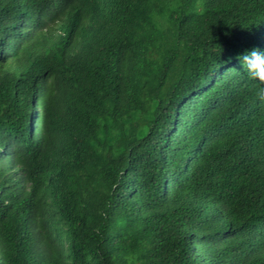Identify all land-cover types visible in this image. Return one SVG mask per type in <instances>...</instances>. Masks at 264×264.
Returning <instances> with one entry per match:
<instances>
[{
    "label": "trees",
    "instance_id": "1",
    "mask_svg": "<svg viewBox=\"0 0 264 264\" xmlns=\"http://www.w3.org/2000/svg\"><path fill=\"white\" fill-rule=\"evenodd\" d=\"M12 6L75 3L0 0V68L37 78L43 112L34 144L0 148V190L44 185L56 263L264 264V104L237 66L264 53V0H91L87 32L27 59ZM9 92L0 71V108ZM12 228L0 211V264H22Z\"/></svg>",
    "mask_w": 264,
    "mask_h": 264
},
{
    "label": "clouds",
    "instance_id": "2",
    "mask_svg": "<svg viewBox=\"0 0 264 264\" xmlns=\"http://www.w3.org/2000/svg\"><path fill=\"white\" fill-rule=\"evenodd\" d=\"M74 3V10L61 9L52 12L50 9H44L30 14L23 11L15 14L12 6L1 14L12 18L9 25L11 29L6 32L4 38L11 36L13 52L21 51L20 55L26 59L31 51L46 55L56 42H60L68 34L74 31L80 34V28L85 33L93 26L96 17L90 8L91 0H74ZM75 15L80 18V23L75 29L58 26L62 22L72 24L74 18L72 16ZM41 18L45 26L40 32H33L39 27ZM37 47L39 49L35 50ZM3 49L9 51L8 47ZM240 60L242 66H237L243 68L248 78L256 83L257 102L259 105L264 104V53L259 49H253L241 56ZM0 71L3 72L6 84L10 86L8 103L0 108V143H3L0 148L14 152L10 150V145L15 150L18 133L32 144L34 138L38 139V135L42 134L37 130V120L43 113L39 104L41 91L36 83L37 78L32 75L24 76L20 71L13 76L7 67H1ZM248 102H254V97ZM12 162L15 168L19 167L13 159ZM41 186L44 185L23 180L19 187L8 185V188L0 190L2 194L0 211L3 217L12 221L11 232H20L19 237L11 241V247L18 254L22 264H25L22 253L28 258L31 257L30 264H57L54 255L51 251L46 252L43 244V241L46 242L50 249L51 243L57 240L60 232L59 230L47 232L48 220H51L50 207L45 201L42 203L41 199L31 204L35 190ZM39 254H44L45 257L42 258L38 256ZM9 259L13 262L11 258Z\"/></svg>",
    "mask_w": 264,
    "mask_h": 264
}]
</instances>
